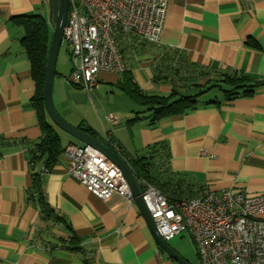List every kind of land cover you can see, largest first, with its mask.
<instances>
[{
	"label": "crops",
	"instance_id": "0c3cea01",
	"mask_svg": "<svg viewBox=\"0 0 264 264\" xmlns=\"http://www.w3.org/2000/svg\"><path fill=\"white\" fill-rule=\"evenodd\" d=\"M23 14H38L52 28L49 0H0V264H180L160 247L133 200L101 199L72 177L65 149L50 167L42 159L30 162L41 129L31 104L36 82L20 43L23 31L12 20ZM120 47L126 74L99 72L94 94L84 98L90 109L95 101L101 105L93 121L73 112L71 64L66 69L62 63L52 88L61 117L88 127L97 140L98 132L126 160L165 142L178 186L189 185L198 196L201 189L205 194L228 187L263 193L264 85L231 99L219 88L212 98L205 95L213 90H200L213 72L232 70L264 80V0H168L158 42L128 34ZM125 84L149 95L173 93L171 101L194 96L195 105L151 122L149 107L133 100ZM102 89L113 95L116 89L132 103L119 95L122 104L105 108L97 95ZM64 139L65 147L85 145L72 136ZM33 184L53 216L43 218ZM182 235L188 239L176 240ZM187 241L199 264L186 231L166 240L193 264Z\"/></svg>",
	"mask_w": 264,
	"mask_h": 264
},
{
	"label": "built area",
	"instance_id": "2783aa9c",
	"mask_svg": "<svg viewBox=\"0 0 264 264\" xmlns=\"http://www.w3.org/2000/svg\"><path fill=\"white\" fill-rule=\"evenodd\" d=\"M168 0H69L63 40L70 47L74 86L90 91L101 71L122 73L119 43L130 34L158 42ZM112 123L115 117L107 115ZM68 173L101 199L132 194L118 167L90 145L68 144ZM141 198L159 235L166 241L186 231L199 264H264V192L247 194L228 187L203 196L170 201L155 186L136 178Z\"/></svg>",
	"mask_w": 264,
	"mask_h": 264
},
{
	"label": "trees",
	"instance_id": "16d2710c",
	"mask_svg": "<svg viewBox=\"0 0 264 264\" xmlns=\"http://www.w3.org/2000/svg\"><path fill=\"white\" fill-rule=\"evenodd\" d=\"M12 20L22 28L23 33L20 38V43L31 64V76L36 82V91L31 104L36 109L38 115L41 138L36 144L34 150L36 153L33 154L30 162L36 159H42L45 166L50 167L57 162L59 155L65 149V146L61 144L55 126H53L54 124L47 117L42 100V83L52 30L48 29L45 19L38 14L18 15L12 17ZM122 73L126 74V71L124 70ZM208 74H210L211 77L207 79L205 86L203 85L200 92L210 90L211 88H219L224 94V99L250 95L256 88L264 85V80L262 79L250 77L232 70ZM165 78H167V76H165ZM124 88L133 100L149 107V110L152 112L150 116L151 122L159 120L163 116L171 113L173 114L190 109L194 107L196 101L194 96H184L175 101H171L173 93L168 96L149 95L128 84H125L123 89ZM77 128L91 136L94 135L88 127L78 126ZM105 145L115 151L113 146L108 144ZM168 159L169 153L166 148V143L157 142L146 147L142 154L134 155L125 160L136 178H142L149 184L158 188L170 201H176L194 195L198 196L190 190L189 185H187V189L178 186L179 181L177 182L175 180L176 174L171 170ZM37 185L40 188V185ZM32 189L37 194L36 198L43 218L53 216V210L47 204L42 195V191L37 190L34 184ZM203 195L204 193L201 189L198 197ZM70 240H74L73 235L70 236Z\"/></svg>",
	"mask_w": 264,
	"mask_h": 264
},
{
	"label": "water",
	"instance_id": "95a60500",
	"mask_svg": "<svg viewBox=\"0 0 264 264\" xmlns=\"http://www.w3.org/2000/svg\"><path fill=\"white\" fill-rule=\"evenodd\" d=\"M50 1V22L52 24V33L46 55V63L44 69V78L42 83V100L44 110L50 119V121L57 126L59 129L69 134L76 140L80 141L85 145H90L96 148L98 151L103 153L108 157L120 170L121 175L126 182L133 201L136 203L137 207L147 220V223L153 232L160 247L172 258L178 261L180 264H188L184 259L177 255L167 244V242L159 235L157 232L154 222L150 218L149 212L141 198L140 188L136 182L135 175L130 169L129 165L125 159L117 152L111 150L107 145L95 139L91 135L83 132L77 127L68 123L65 119L61 117L58 113L52 97L53 80L55 75V64L60 48V44L63 40L62 33L63 27L66 22L67 11L69 0H49Z\"/></svg>",
	"mask_w": 264,
	"mask_h": 264
},
{
	"label": "rangeland",
	"instance_id": "374dc122",
	"mask_svg": "<svg viewBox=\"0 0 264 264\" xmlns=\"http://www.w3.org/2000/svg\"><path fill=\"white\" fill-rule=\"evenodd\" d=\"M52 29V28H51ZM65 62L66 63V69H69V65L71 64V60H70V47L69 45L66 43V41L62 40L61 44H60V48L58 51V55H57V59H56V64H55V70H56V75L55 77V83H57L59 75L58 72H60V68L62 63ZM64 72V71H63ZM62 79H64V76H62ZM69 85L75 89V93H74V109L73 112H76L77 114H83V116H85V118H90L91 121L94 120V116L97 117V111L101 112V105L95 101L94 105H91V109L90 107L87 106V103L84 102V98H90V96H92V94H94V90H92L93 88H91V91L87 92V90H85L84 88L81 87H77L74 86L73 84H71L69 82ZM56 86V84H55ZM211 90L213 91H209V93H207L205 95V98H212L213 96H218V94H216V89L215 88H211ZM100 93H98L97 95L102 96L103 97V101L102 104L105 108H110L113 105V103H115L116 105H120L122 104V100L119 98L122 97V99H126L127 101H129L130 103L131 100H129L124 94H122L121 92L117 91L116 89H114L115 95L110 94L108 92H106L105 90L103 91V89L101 91H99ZM55 97L53 99V101H55V103L58 106L57 103V97H56V92L54 93ZM110 95V96H109ZM107 96V98H106ZM133 106H135V104H132ZM69 122V121H67ZM70 123V122H69ZM92 123V122H91ZM71 124V123H70ZM72 125V124H71ZM56 130L58 131V133L61 136V142L64 143L65 139L64 137H68L70 138L69 134L65 133L64 131H62L61 129H59L57 126H55ZM97 132V134L95 135L99 140H101L103 143L108 144L111 146V141H107V139L101 137V135ZM76 141V140H74ZM184 237V238H183ZM188 236L187 235H182V236H178L176 240H178L179 242H183V239L185 240ZM183 238V239H182ZM187 249L190 251V260L192 261L193 264H198L197 263V259L196 256L193 252V249L191 250L190 248V243L187 241Z\"/></svg>",
	"mask_w": 264,
	"mask_h": 264
}]
</instances>
